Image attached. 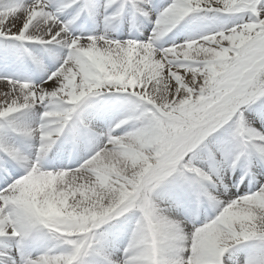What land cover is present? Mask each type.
<instances>
[{
    "label": "snow or ice",
    "instance_id": "1",
    "mask_svg": "<svg viewBox=\"0 0 264 264\" xmlns=\"http://www.w3.org/2000/svg\"><path fill=\"white\" fill-rule=\"evenodd\" d=\"M0 264H264V0H0Z\"/></svg>",
    "mask_w": 264,
    "mask_h": 264
}]
</instances>
